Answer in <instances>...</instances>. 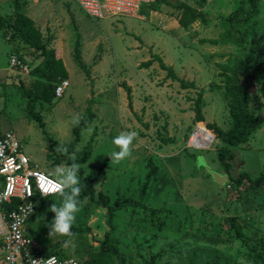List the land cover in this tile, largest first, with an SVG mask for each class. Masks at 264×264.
<instances>
[{"label": "rangeland", "instance_id": "374dc122", "mask_svg": "<svg viewBox=\"0 0 264 264\" xmlns=\"http://www.w3.org/2000/svg\"><path fill=\"white\" fill-rule=\"evenodd\" d=\"M19 2L49 47L59 53L69 85L51 103L34 102L54 141L51 145L26 110V91L32 92L41 80L9 65L10 56L21 51L32 69L41 60L39 52L0 28V133L14 132L31 158V166L55 179L57 166L68 165L66 158L72 154L80 157L86 146L91 155L80 164L84 175L101 167L93 179V197L80 199L81 210L73 226L85 231L75 235L74 248H65L63 243L54 246L66 237H49L48 225L54 218L50 208L54 203L60 206L62 197L50 196L35 203L25 231L42 251L81 261L97 251L109 229L107 210L98 201L101 193L109 205L118 197L132 199L115 212L112 222L122 264H149L156 253L161 255L154 264H184L195 246L217 249L235 264H264V255L259 261L247 256L251 247L264 248V185L252 189L247 182L234 183L241 172L253 179L264 171V55L255 69L241 77L254 93L258 128L246 143L231 148L234 156L228 170L217 157L224 142L207 128V123L224 130L230 127L224 75L231 74L239 61L253 59L257 41L264 45V0H258L259 11L250 22L235 25L228 24L227 16L240 0H156L144 4L136 15L100 19L88 17L69 0ZM181 3L192 5L200 14L187 28L177 23ZM14 4L15 0H0V16L10 18ZM76 43L88 76L76 60ZM150 51L194 86L181 87L166 76L157 61L141 67ZM200 91L201 122L207 129L195 119L194 100ZM77 114L84 124L79 141L69 148ZM197 127L211 136L200 147L190 142ZM122 131L135 132L136 137L131 157L116 163L110 155L119 149L112 140ZM57 146L67 152H57ZM55 158H61V163L55 164ZM149 160L157 173L143 198L140 191ZM206 167L227 175V180L216 182ZM232 217L241 227L245 243L236 237ZM113 262L121 264L120 257H113Z\"/></svg>", "mask_w": 264, "mask_h": 264}, {"label": "trees", "instance_id": "16d2710c", "mask_svg": "<svg viewBox=\"0 0 264 264\" xmlns=\"http://www.w3.org/2000/svg\"><path fill=\"white\" fill-rule=\"evenodd\" d=\"M178 8L181 10V12L177 17V22L182 28H187L191 23L200 17L199 11H197L195 7L188 3H181ZM258 11V0H240L238 6L227 16V22L230 25L248 23L250 22L253 15ZM0 28L8 29L11 32V35L19 38L24 45L39 52L41 60L34 68L30 69L29 72L32 76L39 78L41 81L34 85V89L32 90L33 93L31 91H26V95L28 96V105L26 110L27 115L38 123L42 134L46 139H48V141L51 142L52 145L54 141H52L51 137L46 131L45 123L41 113L35 111L34 102L41 99L44 102L51 103L54 98H58L54 93L55 86L61 79L67 78L68 76V72L63 60L55 48L49 47L48 42L44 40L42 32L35 25L34 21L28 15L22 12L19 0H15L14 14L10 18H4L0 16ZM256 43L257 50L253 59L249 62L239 61L230 70L231 74L225 73L224 75V96L227 99L228 113L231 121L230 127L227 130H224L214 123H207V128L211 129L213 133H215L216 137L224 142V145L221 146L217 151V157L218 160L225 165L227 170L230 167L229 160L234 156L231 148L238 146L239 144L246 143L250 134L258 128V119L255 112L256 104L254 93L249 90L245 83L241 82V77L248 70L255 69L258 65L259 59L262 55H264V45L262 46L258 41ZM14 54L17 55L24 63H26L23 52L18 51ZM75 57L79 65L84 69L86 75L88 76V71L85 67V64L80 60L78 43L75 45ZM155 61H157L159 68L166 72V76L179 82L181 87L187 88L194 86L192 82H187L184 79L178 77L172 66L167 65L161 56L153 53L152 51H150V58L140 63V66L147 68ZM21 86H24L23 82H21ZM127 96L130 100L129 92ZM202 103L203 98L202 92L200 91L194 100L195 119L196 121H199V126L206 128L203 122H201L204 120L202 114ZM83 124L84 120L82 119L78 124L73 126L72 132L74 138L68 145L69 148H72L79 141V132ZM90 155V149L88 146H86L82 152V155L80 157H76L75 162L82 164L88 161ZM61 161V158L54 159L55 164H59ZM71 163H73V161L70 158H66V164L71 165ZM148 166L150 169L145 176V180L140 191V195L143 198L146 195V191L148 189L149 183L152 181V177L157 173V167L151 164L150 160L148 161ZM99 170H101V167H95L91 172L84 175L80 166L79 180L81 192L79 199L93 197V179L98 175ZM244 182H247V186L252 189H257L263 186L264 171L253 179L250 178L247 173L241 172L234 179V183L236 185L243 184ZM43 198L47 197H41L37 194L33 200L36 203ZM98 201L107 210L109 229L104 234V238L100 242L98 250L89 253V256L84 261H82V264H114L113 257L115 256L120 257L122 264L124 262V258L119 253V249L115 244V240L112 235L114 231V225H112V222L115 212L119 210L123 204H131L132 199L128 197H118L115 199L113 203L114 205H109V200L107 197L99 193ZM47 216H50V214L47 213ZM231 221V226H233L235 229L236 237L245 243L241 227L234 222V217L231 218ZM72 231L75 233V235H77L82 234L85 229L73 226ZM63 241H57L54 246L63 243ZM46 251L51 252L48 249ZM160 255L161 253L152 254L147 263L154 264L155 259ZM263 255L264 248L258 249L257 247H251L249 252H247V256L253 261H259ZM184 264H235V261L233 258L224 255L217 249L195 246L189 251L187 260Z\"/></svg>", "mask_w": 264, "mask_h": 264}, {"label": "built area", "instance_id": "2783aa9c", "mask_svg": "<svg viewBox=\"0 0 264 264\" xmlns=\"http://www.w3.org/2000/svg\"><path fill=\"white\" fill-rule=\"evenodd\" d=\"M75 2L84 13L93 19L116 15H136L144 4L155 0H69ZM9 65L26 74L30 69L17 55L9 58ZM69 81L61 79L55 86L56 97H61ZM31 158L22 150L20 139L12 131L0 133V264H69L79 258L61 256L55 252H43L38 241L26 231V222L35 212V195L45 194L43 189L51 187L56 179L31 166ZM32 211L29 212L28 209Z\"/></svg>", "mask_w": 264, "mask_h": 264}, {"label": "clouds", "instance_id": "9594fccd", "mask_svg": "<svg viewBox=\"0 0 264 264\" xmlns=\"http://www.w3.org/2000/svg\"><path fill=\"white\" fill-rule=\"evenodd\" d=\"M80 121L79 114L73 117V123L78 124ZM136 137L135 132L122 131L115 136L112 143L119 149L113 151L110 155L111 160L119 163L128 159L132 155L133 141ZM57 152H67V149L62 146H57ZM70 159L73 161L71 165H60L55 169L56 182L51 186L44 188L45 194L58 193L62 197L60 206L55 203L51 206L50 211L54 213V218L48 225L49 237L63 236L67 237L63 241L65 248L75 247V233L72 231L73 225L76 222L77 214L81 210L82 202L79 199L81 187L79 180L80 164L76 163V156L72 154ZM32 211L31 208L28 209ZM38 261L33 260L32 264H37ZM69 264H76L75 260Z\"/></svg>", "mask_w": 264, "mask_h": 264}, {"label": "bare ground", "instance_id": "6f19581e", "mask_svg": "<svg viewBox=\"0 0 264 264\" xmlns=\"http://www.w3.org/2000/svg\"><path fill=\"white\" fill-rule=\"evenodd\" d=\"M211 138L209 134L201 127H197L194 131L192 138L190 140L191 144L195 147H200L203 145V140Z\"/></svg>", "mask_w": 264, "mask_h": 264}, {"label": "water", "instance_id": "95a60500", "mask_svg": "<svg viewBox=\"0 0 264 264\" xmlns=\"http://www.w3.org/2000/svg\"><path fill=\"white\" fill-rule=\"evenodd\" d=\"M206 170L211 174L213 179L220 184H223L227 180V175H221L217 172H214L210 169V167H206Z\"/></svg>", "mask_w": 264, "mask_h": 264}, {"label": "crops", "instance_id": "0c3cea01", "mask_svg": "<svg viewBox=\"0 0 264 264\" xmlns=\"http://www.w3.org/2000/svg\"><path fill=\"white\" fill-rule=\"evenodd\" d=\"M178 23V22H177Z\"/></svg>", "mask_w": 264, "mask_h": 264}]
</instances>
